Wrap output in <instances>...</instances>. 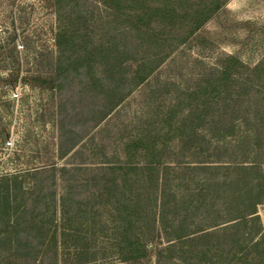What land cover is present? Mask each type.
Returning <instances> with one entry per match:
<instances>
[{"label": "rangeland", "instance_id": "obj_1", "mask_svg": "<svg viewBox=\"0 0 264 264\" xmlns=\"http://www.w3.org/2000/svg\"><path fill=\"white\" fill-rule=\"evenodd\" d=\"M123 15L102 0H0V177L34 185V212L52 207L55 190L59 222L71 199L64 215L89 245L76 258L69 240L34 264H264V0H226L188 35L153 20L152 45ZM59 32L71 42L60 47ZM110 47L132 56L114 76L78 73L61 88L29 80L59 55L100 75ZM153 56L146 77H133ZM257 193V217L234 222ZM126 206L148 246L133 260L119 246ZM162 215L195 238L169 237ZM12 252L0 248L3 264H26Z\"/></svg>", "mask_w": 264, "mask_h": 264}, {"label": "trees", "instance_id": "obj_2", "mask_svg": "<svg viewBox=\"0 0 264 264\" xmlns=\"http://www.w3.org/2000/svg\"><path fill=\"white\" fill-rule=\"evenodd\" d=\"M102 1L113 8L117 13L124 14L123 21L127 22L132 29L138 31L137 34L141 33L140 38L142 41H147L150 38L149 45H152V40H154V43L156 42L158 44V37L160 36H158L160 27L153 26V20H156L157 23L161 24L163 27L166 26L170 28L177 25L180 28L183 27V29L186 27L187 30H185V32L188 35L200 28L204 22L226 2V0H199V2H195L194 0H180L177 1V4L175 1L170 0H155L156 3L152 5H149L150 3L144 5L146 0ZM65 36H67L66 33L63 34L61 32L56 35V41L60 47L64 42H66V44L71 42L70 39L67 37L65 38ZM60 50L65 52L64 47L60 48ZM101 56L105 59V66L108 61H110L111 64H109V71L104 68L105 71L97 73L100 75H94L91 68L85 70L84 64L81 62L78 63V59L64 58L65 56L61 58V55H59L50 74L45 76L41 74L32 75L29 77V80H33L32 82L34 84L50 88H61L67 83V80H72L73 75L75 74L76 76L78 73L85 74L87 78H90L91 80H103L106 78L105 73L107 74V72H109V74H113L114 76L117 73V66H119L123 60L127 61L132 58L128 49L119 50L116 47H110L106 52H102ZM154 56L146 59H143L142 57L134 68L133 77L140 76V79L146 77L151 70L152 66L150 65L155 63ZM88 66L92 67L93 64L91 63ZM80 69H82V71H80ZM23 79L27 80L28 77L23 76ZM146 147L149 148L148 146ZM60 150L61 152H64L65 150L62 148V143L60 144ZM56 168L57 167L55 166L53 167V169ZM63 168L65 167H61V169ZM1 176L0 223L3 225L0 232L4 231V234H0V248L8 245V247L12 249L14 257L17 258V262L23 257L29 261V263L27 261L24 263L34 264L39 252L45 254L51 251V257L56 260L59 253L58 249L61 244L70 240L76 250L74 256L76 258H79L82 255L85 256L84 254H86L89 245L85 243L82 245L80 236L75 231L76 229L71 227L70 222L73 217H71V215L65 217L64 215L67 211V207H69V205H66L72 204L71 199L68 200L62 196V202L60 205L62 219L60 218L61 221L59 222L56 217L57 199L55 190L50 192L53 204L52 207L46 204L43 211L34 212L33 206H36L39 202L38 194L34 193V185L25 187V184H23V178H19V174L12 175V178H9L6 175ZM251 191L252 190L249 191V194H251ZM19 194L20 198L18 197ZM31 195L33 198L30 199L29 196ZM18 198L19 200H17ZM262 199V196L258 193L256 197H251V200L248 201L243 208L236 211L235 216L232 218L235 219L234 222L239 224L245 218L257 217V205L262 202ZM29 200L33 203L32 206H28ZM127 206L125 209L126 212L124 213V220L126 223L123 229L125 234L123 238L124 241L119 243V246L123 260H133L144 256L148 251V246L145 242L141 241L139 237H135L133 231V214L137 211V208L134 207L133 209H128ZM12 217H14V219L11 220ZM160 221L165 228H168L169 237L171 236L172 239L188 241L195 238V232H186L183 223L173 227L172 224H168V222L165 221L164 215L161 216ZM172 248L173 244L171 242L167 246V249L168 251H171ZM31 260L32 262L30 263ZM40 262L42 263V261ZM11 263H14L13 260H11ZM0 264H3L1 258Z\"/></svg>", "mask_w": 264, "mask_h": 264}, {"label": "water", "instance_id": "obj_3", "mask_svg": "<svg viewBox=\"0 0 264 264\" xmlns=\"http://www.w3.org/2000/svg\"><path fill=\"white\" fill-rule=\"evenodd\" d=\"M263 212H264V210H263Z\"/></svg>", "mask_w": 264, "mask_h": 264}]
</instances>
